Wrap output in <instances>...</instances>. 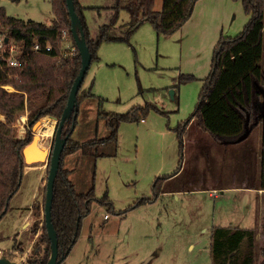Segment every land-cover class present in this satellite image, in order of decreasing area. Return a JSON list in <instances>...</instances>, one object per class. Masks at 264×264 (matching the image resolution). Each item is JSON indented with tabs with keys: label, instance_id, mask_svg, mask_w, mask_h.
Instances as JSON below:
<instances>
[{
	"label": "rangeland",
	"instance_id": "1",
	"mask_svg": "<svg viewBox=\"0 0 264 264\" xmlns=\"http://www.w3.org/2000/svg\"><path fill=\"white\" fill-rule=\"evenodd\" d=\"M78 1L90 37L96 39L113 17L115 0ZM0 4L12 17L46 24L54 18L50 0H1ZM162 7L163 0H155L154 10ZM249 19L239 1L199 0L187 22L173 34L160 35L145 22L129 41H121L131 20L126 10L121 11L110 31L115 40L104 41L96 50L84 80L82 90L93 95L80 102L72 139L86 142L110 135L99 110L126 114L151 107L143 121L121 123L118 142L103 149L106 155L95 159L76 152L66 157L65 167L72 171L76 189L94 188L97 199L107 195L114 209L93 203L75 245L60 264H213V227L258 230L264 219V198L257 190L262 122H245L235 104L244 101L243 90L251 91L254 78L264 85V12L246 38L222 55L213 92L203 107L207 125L228 138L214 140L199 123L191 122L183 138L180 168L178 137V128L197 109L219 41L238 37ZM62 47L73 52L68 36ZM44 118L31 128L38 131ZM33 137L40 139L38 134ZM45 138L51 149L54 132ZM36 144L42 149L40 141ZM178 169L163 181L166 193L153 202L139 203L154 198L158 178ZM48 173L49 167L41 182L37 177L22 180L0 221V258L16 264L42 263L32 247L43 232ZM36 204L41 215H36ZM261 245L264 242L259 241L258 249ZM261 260L258 253L256 263Z\"/></svg>",
	"mask_w": 264,
	"mask_h": 264
},
{
	"label": "trees",
	"instance_id": "2",
	"mask_svg": "<svg viewBox=\"0 0 264 264\" xmlns=\"http://www.w3.org/2000/svg\"><path fill=\"white\" fill-rule=\"evenodd\" d=\"M11 1L20 3L23 0ZM50 1L55 16L51 24L9 16L5 7L0 4V35L5 34L19 43L23 52L22 62L18 67H7L0 60V115L3 116V119L0 118V221L9 212L10 202L21 187L26 167L22 152L33 138L31 130L27 131L25 137L19 136L16 125L18 118L28 113V122L31 127L44 117H55L60 120L67 106L72 86L81 69V55L71 31V17L67 1ZM198 1L163 0L162 10L156 11L154 10L155 0H115L111 7L114 11L113 17L110 23L103 27L96 39L90 37L83 15L84 7L78 0H74V3L93 61L96 58V50L104 41L115 40L110 35V31L117 25L122 10L129 13L131 20L121 41H129L133 32L145 22H150L160 35L173 34L187 22ZM235 1L242 3L250 18L249 23L238 37L234 39L221 38L217 45L212 71L205 79L197 109L190 120L178 128L181 144L180 168L184 159L183 138L191 122L199 123V126L208 132L214 140L221 141L228 138L226 135L214 132L207 125L203 107L213 92L222 55L232 51L246 38L264 12V0ZM65 31L73 42L74 52L62 50ZM37 43L41 45V51L33 50ZM48 44L52 48L49 52L46 51ZM7 86L12 87L14 91H9ZM82 87L83 85L77 96L78 111L72 113L63 130V137L69 134V139L62 154L54 187L52 222L58 236L61 262L75 245L80 233L81 222L91 212L93 203L99 201L100 204L108 205L110 209H114L107 195L100 200L97 199L94 188L87 192H79L76 189L71 179L72 171L65 167L66 157L76 152L95 159L106 155L103 149L116 145L118 142V130L121 123L143 121L146 111L151 107V105H146L135 108L126 114L107 113L99 110V117L104 118L110 135L106 138H94L86 142L75 141L72 139V133L77 125L80 102L82 98L93 95L91 90L83 91ZM243 92L244 101L235 104V107L241 111L239 112L240 117L250 124L257 121L262 122L261 176L258 189L264 191V85L262 86L258 83L257 78H254L251 91L248 92L244 88ZM58 127L59 123L56 125V130ZM48 163L50 168V157ZM179 169L170 176L158 178L153 186L154 198L144 199L139 203L153 202L161 194L166 193L162 188L163 181L175 176ZM35 206L36 215H41L38 204ZM6 208L8 210L4 212ZM42 231V235L34 242L32 251L34 255L42 258L41 264H47L50 259L48 253L51 250L52 242L48 236L45 220ZM257 244L258 230L256 229L215 226L212 229L211 246L213 264H264V246L258 249ZM42 246H45L44 252ZM258 253L262 257L260 263H256Z\"/></svg>",
	"mask_w": 264,
	"mask_h": 264
},
{
	"label": "water",
	"instance_id": "3",
	"mask_svg": "<svg viewBox=\"0 0 264 264\" xmlns=\"http://www.w3.org/2000/svg\"><path fill=\"white\" fill-rule=\"evenodd\" d=\"M69 8V14L71 17V31L73 37L75 39L76 45L80 51L81 55V69L80 72L72 86V89L69 94L67 106L64 110V113L60 120L55 117H50L59 123V127L54 131V144L50 149V168L46 183V197H45V207H44V220L46 222V228L48 232L49 239L51 240V256L47 264H60L61 260L59 259V241L57 232L54 228L52 222V208H53V200H54V187L57 174L61 165V158L63 151L67 145V141L69 139V134L63 137V130L67 123V120L70 118L73 112L78 111V93L81 86L84 83L86 75L89 71L90 65L92 63V54L87 45V41L85 39L84 33L82 31L79 16L76 12L74 0H66ZM8 40V37L6 38ZM38 142L39 139L37 137H33L31 142L23 149V156L26 163H35L44 160V152L37 156H30V147L35 145V142ZM8 209L6 208L4 212ZM0 264H16L12 260L2 257L0 258Z\"/></svg>",
	"mask_w": 264,
	"mask_h": 264
},
{
	"label": "crops",
	"instance_id": "4",
	"mask_svg": "<svg viewBox=\"0 0 264 264\" xmlns=\"http://www.w3.org/2000/svg\"><path fill=\"white\" fill-rule=\"evenodd\" d=\"M98 9H100V8H98ZM54 19H55V16H54L53 20ZM257 44H259V42L256 43L255 45L257 46ZM11 88L12 87H10L9 89H11ZM13 91H14V89H13ZM0 117L3 119V116L0 115ZM21 117L26 122L27 130L28 131L31 130L30 132L32 133L33 136L38 134L39 137H40L39 141H40V145H41L42 149H40L38 147V145L36 144L37 141H36L35 145L33 146V148H35L39 152V154L42 151L45 154L43 161L35 162V163H26V167H25L24 174H23V180H25L27 178H30L31 179L32 177H37L38 182H41L42 179H43V177L45 176V173H46L47 168H48L49 155H50V141L48 142V139L45 138V136L42 134V132L40 131V129L37 131L34 128H31L30 124H28V113L20 116V119H21ZM45 118H50V117H45ZM18 123H19V121H18ZM56 125H57V122L54 120V129H53V132L55 131ZM17 128H18V125H17ZM18 131H19V129H18ZM53 132H52L51 136L53 135ZM18 134H19V132H18ZM34 165H37L38 167H34ZM36 174H37V176H35ZM257 190H258L259 194L262 195L263 198H264V191L261 190V189H257ZM36 198H37V192L35 190L33 199L31 201L32 204H33V202L35 201ZM263 202H264V199H262V203L261 204H264ZM18 238H19L18 237V234H17V232H15L14 239H18ZM259 241L264 242V219H263V222H261V224L259 223V228H258V242ZM263 246L264 245H261V247H263Z\"/></svg>",
	"mask_w": 264,
	"mask_h": 264
},
{
	"label": "built area",
	"instance_id": "5",
	"mask_svg": "<svg viewBox=\"0 0 264 264\" xmlns=\"http://www.w3.org/2000/svg\"><path fill=\"white\" fill-rule=\"evenodd\" d=\"M67 32H64L63 35V41L65 40L67 36ZM7 36L5 34L0 35V60L3 61L5 66L7 67H18L21 64V60L23 58V52H22V47L19 43L14 41L13 39L8 37V40H6ZM62 41V42H63ZM51 45L46 46V51L49 52L51 51ZM34 51H41L42 47L40 44H35L33 47ZM75 51V47H73V52ZM7 89L10 88V86L6 87ZM18 129H19V135L20 137H25L27 134V126L25 120L19 119L18 120ZM108 216H106L107 218Z\"/></svg>",
	"mask_w": 264,
	"mask_h": 264
},
{
	"label": "bare ground",
	"instance_id": "6",
	"mask_svg": "<svg viewBox=\"0 0 264 264\" xmlns=\"http://www.w3.org/2000/svg\"><path fill=\"white\" fill-rule=\"evenodd\" d=\"M41 126L42 127H40V131L42 132V134L45 137L51 136L53 129H54V120L53 119H44ZM33 146L30 147V156H32V157L39 155V152L35 148H33Z\"/></svg>",
	"mask_w": 264,
	"mask_h": 264
}]
</instances>
